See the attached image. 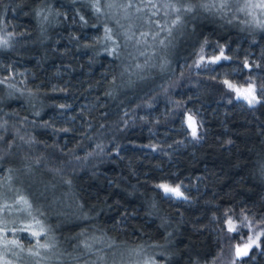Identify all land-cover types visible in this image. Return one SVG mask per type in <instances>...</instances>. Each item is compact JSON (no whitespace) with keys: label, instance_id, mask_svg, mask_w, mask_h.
Wrapping results in <instances>:
<instances>
[{"label":"trees","instance_id":"trees-1","mask_svg":"<svg viewBox=\"0 0 264 264\" xmlns=\"http://www.w3.org/2000/svg\"><path fill=\"white\" fill-rule=\"evenodd\" d=\"M101 7L0 0V36L11 34L0 49V183L39 208L55 237L40 264H210L246 234L226 231L225 212L264 217V102L249 107L222 83H264V30L197 7L169 35L161 28L175 14L145 9L131 28L149 35L136 44L122 16ZM106 27L117 54L98 42ZM205 40L231 59L195 67ZM241 50L260 67L244 69ZM191 110L199 139L182 130ZM162 182L189 199L165 196ZM237 264H264V246Z\"/></svg>","mask_w":264,"mask_h":264},{"label":"snow or ice","instance_id":"snow-or-ice-1","mask_svg":"<svg viewBox=\"0 0 264 264\" xmlns=\"http://www.w3.org/2000/svg\"><path fill=\"white\" fill-rule=\"evenodd\" d=\"M92 8L97 12L101 13V0H90ZM236 6V11L244 13L246 16L252 17L251 21H245L246 23H254L256 27L264 30V0H243L241 3L240 0H139V3H136L135 0H127V3L120 4L119 7L127 15L128 10L135 7L136 12H142L145 9L151 12L152 16H156L159 12L164 10H170L171 13L175 14V18L171 22V26L167 24L161 28V31H167L169 35L172 33V29L177 25L181 24L183 21V16L186 14L192 13L197 7L204 9L205 11L215 10L216 13L221 15H226L233 7ZM105 8L116 7L115 4L110 3L109 0H104ZM258 13V14H257ZM168 14V11L165 12ZM83 19V17H81ZM119 24V21H117ZM120 27H124L120 25ZM104 36L98 42L111 41L110 46L105 47V51L109 55H114L118 53L119 44L115 42L113 38V29L106 27L104 29ZM156 33L153 35L155 39ZM11 34L6 36H0V49L6 48L9 46V39L7 38ZM123 35L125 36L126 41H135L136 44L146 43V38L149 33L141 32L139 36L135 31H132L131 26L125 29ZM163 44V41H160ZM208 44V41L205 40L199 49V56L195 62V67L200 68L206 66L207 64H217L221 61L230 60L231 57L225 54V46L218 45L219 54L211 55L206 57L204 55L205 46ZM244 67L251 71L253 68H259V64L249 63L247 59L244 60ZM139 67V65L137 66ZM0 80V84H5L6 80ZM222 83L226 86L229 91H234L236 93L237 99H243L247 102L249 107H255L257 104L264 102V83H261L259 86L255 84V81L250 77L247 83V86L244 85L237 86L228 79H224ZM9 87H14L9 85ZM56 89H53L55 91ZM64 91V89H61ZM111 95V93H107ZM60 109L70 108L71 105L60 104L57 105ZM37 116L40 115L39 112L35 113ZM127 115V114H126ZM6 121L0 123V129H4ZM187 127L191 130V135L193 139H199V128L201 125L195 119L194 115H187L186 119ZM59 131L68 133L71 131L69 128L59 129ZM4 139L3 135H0V141ZM21 140H24V137H20ZM33 141L31 138L25 141V143L31 144ZM97 149L101 152L103 151L102 145L97 144ZM148 147H153V150H156L154 146L148 145ZM92 155V153H89ZM2 158V157H0ZM76 159H79L77 157ZM38 162V161H37ZM71 183V181H67ZM156 187L160 189L165 196L175 197L176 199L188 200L189 197L182 190L181 184L171 185L168 183L157 184ZM18 205H22L20 208L15 209L16 211L25 212L27 217L30 220L25 223L22 227H18L15 224V221H12V227H9V221L3 215L7 210H10V206L5 203L0 206V264H12V261L7 259L9 253L12 256H19L20 253L27 252L32 257H41V249L45 252L55 249L56 241L54 236H50V229L47 227L45 222L40 219V216L43 213L39 208H34L33 203L26 197L20 196L16 201ZM230 211V210H228ZM38 213L39 215H35ZM226 219L224 221L226 226V231L228 233H238L241 227H246L252 233L248 235L247 239L243 243H238L233 245L234 255L231 260V264H237L238 261H242L245 258L250 257V253L253 249L262 248L264 246V228L259 227L261 224H264V217H260L257 220L254 216L243 215L242 218L233 219L232 216L228 215V212H225ZM16 233H25L30 239L35 240V244H31L28 247H25L22 243V238ZM82 235V233H81ZM43 238V239H42ZM19 249V252L15 251ZM35 264H40V260H37ZM145 264H155L154 261H146Z\"/></svg>","mask_w":264,"mask_h":264},{"label":"rangeland","instance_id":"rangeland-1","mask_svg":"<svg viewBox=\"0 0 264 264\" xmlns=\"http://www.w3.org/2000/svg\"><path fill=\"white\" fill-rule=\"evenodd\" d=\"M101 1L104 2V0H101ZM109 2L115 4L116 7H113V8H110V9L108 8V10L109 11H113L114 13H117V14L119 13V16L120 15L122 16L123 21L128 26L133 27V25L135 23L141 22V20L142 21L145 20V18L142 15L143 12H145V11L136 12L135 11V7H133L132 9H129L127 15L124 13V11L119 7V5L120 4H123V3H127V0H109ZM135 2L136 3H139V0H135ZM158 2H160V0H158ZM240 2L242 3L243 0H240ZM161 11L162 12H166V11H169V10L162 9ZM225 17H226V19L228 21H231V20H239V19L242 20L244 18L243 19L244 21L243 22L241 21L238 24L239 26H241V27L242 26H246V27H248L250 29L258 28V27L255 26L254 23H246L245 21H251L252 20V17L246 16L244 13L236 11V6L235 5H233L232 9L230 11H228V13L225 15ZM238 50H240L239 47L238 48L235 47V52H237ZM218 54H219V50H217V51H214V50H211V51L206 50V51H204V55L206 57L211 56V55H218ZM241 54L244 56V59H247L248 61L251 60V59H253L251 57V55H252L251 54V50H241ZM249 58H251V59H249ZM197 59H198V57L195 59L194 64L197 61ZM212 65H214V64H207L206 66H212ZM244 69H247V68L244 67ZM234 71L236 73H238V74L240 72H242L238 67L236 69H234ZM229 81H231V80H229ZM231 82L234 83V84H236L238 87L241 86V85H244L246 87L247 86V83H248V81H244V82L243 81H241V82H233V81H231ZM232 92H233L234 98H236V93L234 91H232ZM238 100H241V101L247 103L243 99H238ZM189 114L194 115L195 119L198 120V116H197V111L196 110H191L190 113H188L187 115H189ZM187 115L183 119V122H182V125H183L182 126V130L184 132L187 131L188 135L190 137H192L191 130L187 127V123H186ZM186 142H188V140ZM171 185L174 186L176 184H171ZM11 187L8 186V188H7V186L5 185L4 182L3 183H0V206H2L3 204L7 203L10 206V210L5 211L3 213V215L6 217L7 220H12V219L18 220V222H20V224H21V226H18V227H22L25 223H27L30 220V218L29 217H26V213L25 212L16 211L15 210V209L20 208L22 205H18L16 203L17 198H10V197H8V194H10V193L7 192L8 190L11 193H14L12 191ZM172 198H175V197H172ZM240 218H242V216ZM9 227H11V226H9ZM244 231H245L246 234L240 239V242H238V243H243L247 239L248 235H251L252 234L249 231V229L246 228V227H244ZM21 236H22V240H24L25 242L29 241V238L27 237V234H23ZM31 240H32L33 244H35V240L34 239H31ZM238 243L236 241L235 242H231L230 241L229 243H227L226 246L220 251V253H218L217 260H214L210 264H231V260H232L233 255H234V250H233V247L232 246L235 245V244H238ZM41 250H43V249H41ZM15 251L19 252V249H15ZM42 255L43 254L41 253V257H32L27 252H23V253H20L19 256H15L14 257V256L11 255V253H9L8 256H7V259L11 260L12 261V264H35V262L37 260H40V258H42ZM49 264H54V263L53 262H50Z\"/></svg>","mask_w":264,"mask_h":264}]
</instances>
